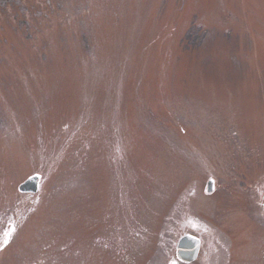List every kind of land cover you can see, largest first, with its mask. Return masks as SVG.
Masks as SVG:
<instances>
[{"label": "rangeland", "instance_id": "1", "mask_svg": "<svg viewBox=\"0 0 264 264\" xmlns=\"http://www.w3.org/2000/svg\"><path fill=\"white\" fill-rule=\"evenodd\" d=\"M0 264H264V0H0Z\"/></svg>", "mask_w": 264, "mask_h": 264}, {"label": "water", "instance_id": "2", "mask_svg": "<svg viewBox=\"0 0 264 264\" xmlns=\"http://www.w3.org/2000/svg\"><path fill=\"white\" fill-rule=\"evenodd\" d=\"M214 184V181H210L209 183V190L211 189L212 185ZM19 189L23 192H30L35 193L39 189V178L38 177H30L25 182H23ZM201 246V241L198 237L187 234L178 242L177 245V256L180 260L184 262H192L194 261L199 254Z\"/></svg>", "mask_w": 264, "mask_h": 264}, {"label": "flooded vegetation", "instance_id": "3", "mask_svg": "<svg viewBox=\"0 0 264 264\" xmlns=\"http://www.w3.org/2000/svg\"><path fill=\"white\" fill-rule=\"evenodd\" d=\"M201 247H202V244H201Z\"/></svg>", "mask_w": 264, "mask_h": 264}]
</instances>
